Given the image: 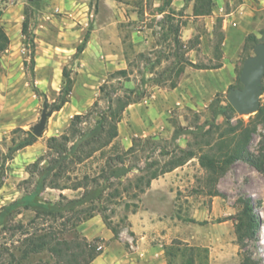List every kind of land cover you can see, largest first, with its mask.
<instances>
[{
  "label": "rangeland",
  "instance_id": "rangeland-1",
  "mask_svg": "<svg viewBox=\"0 0 264 264\" xmlns=\"http://www.w3.org/2000/svg\"><path fill=\"white\" fill-rule=\"evenodd\" d=\"M166 1L0 0V27L8 39L0 53V209L32 189L27 168L46 155L48 138L60 136L75 115H85L82 127L87 128L107 111V92L113 108L119 98L143 106H128L117 124L118 136L91 159L72 165L61 183L97 179L105 188L103 198L75 214L84 218L93 209V223L108 230L110 238L88 240L78 228V237L72 238L68 230L62 233L71 245L65 253L77 256L89 250L87 243L111 255L114 264H185L190 256L194 264H242L244 252L264 264V171L249 162L259 158L264 169V120L256 117L264 105V77L257 111L213 116L216 106L228 103L229 89L242 87V64L253 56L254 46L246 37L264 42V0H172L167 7ZM194 9L207 15L195 17ZM176 27L185 45L178 53L202 69L185 64L178 96L165 98L160 89L169 91L176 78L178 49L169 31ZM120 70L127 76H112ZM155 93L161 96L148 104ZM43 109L52 114L34 148L12 153L21 131L31 132ZM174 127L190 134L173 142ZM132 146L122 164L113 163L130 172L106 179L107 159ZM237 147L244 154L214 179L201 157L223 159ZM154 171L164 173L147 185ZM60 194L75 199L83 190L48 189L42 198L56 202ZM242 198L252 199L259 228L255 239L240 247L234 223ZM33 218L23 211L0 230V264L83 263L81 257L75 262L47 250L30 252L17 225L30 233L37 226L47 228L40 221L30 224Z\"/></svg>",
  "mask_w": 264,
  "mask_h": 264
},
{
  "label": "trees",
  "instance_id": "trees-1",
  "mask_svg": "<svg viewBox=\"0 0 264 264\" xmlns=\"http://www.w3.org/2000/svg\"><path fill=\"white\" fill-rule=\"evenodd\" d=\"M121 1V0H115ZM172 0H167L164 2V6H170ZM163 13L165 11H162ZM170 16H176L174 11H169ZM207 14H198L196 9H194V16ZM1 16V11H0ZM26 23L23 25L22 32L25 34ZM170 33L173 34V44L178 49L175 55L178 59L177 68L175 70V79H171L168 85V89H174L177 86L179 77L182 75L185 64L202 69L191 62L186 63L183 60V55L179 54V50H182L185 45H183L180 36L179 28L171 30ZM246 43H251L253 45L259 43V41L254 37V35H248L245 40ZM8 46V39L0 27V53L6 50ZM83 47L78 49L81 52ZM137 58H143L142 54H138ZM219 68L218 67H213ZM212 68V69H213ZM208 69V68H203ZM125 77L127 76L126 70L116 71L113 75ZM238 88V87H236ZM232 89V88H231ZM71 92V83L68 81V87L63 91V95L66 97ZM100 92H105L104 87H100ZM106 99L108 100V109L105 113L98 116V119L94 122L91 127L83 128L85 122V115H75L71 119L66 130L58 137H50L46 141V155L41 156L35 162L30 164L27 168V173L30 176V181L32 182V189L25 192L21 197L14 200L13 202L5 205L0 209V230H6L9 223L14 221L15 217L21 212H31L34 214V218L30 221V224H39L42 222L43 226L47 228L39 229L35 227L33 232L23 229V225H17V229L23 230L22 235L25 237L24 246L28 247L29 251L32 253H39L40 251L47 250L52 256L56 255L58 258H72V261L76 262L77 257L83 258L82 264H90L98 255L101 253L96 252L95 247H90L87 243L85 246L89 250L82 251L77 256L74 254L68 255L67 252L71 246L67 240L62 237V233L72 230V238H77V228L79 224L93 218V209L87 211V215L84 218H79L76 216V209L87 204H93L98 202L103 198L105 188L100 186L97 179H89L88 177H83L82 181L68 185L66 183H61L64 174L72 165H80L85 161L91 159L93 155L108 146L113 139L118 136L117 124L120 122L122 114L125 109L136 101L126 98L125 100L119 98L116 100V107L113 108L114 102L109 96V93H104ZM140 97H138L139 99ZM66 103V98L63 99L62 104ZM61 107H58L60 110ZM232 107L226 103L224 106H216L213 113L214 118L219 115H226L227 113H233ZM257 118L264 120V105L261 106L256 115ZM110 124L106 128V124ZM207 124V123H205ZM204 124V125H205ZM203 125L200 130L203 129ZM17 131H14V133ZM23 138L18 141L11 152H17L26 147L32 146L36 143L37 139L31 132H23ZM190 134V131L184 127H174V132L172 136V141L177 142L182 136ZM242 149V150H241ZM237 147L233 149L230 154H226L224 158H209L207 156L201 157L202 165L208 170V172L213 175L214 179H217L222 175L227 168L232 164L237 158L244 154L243 148ZM134 146L130 147L128 150L124 151L121 155L109 157L106 161V166L108 167L109 176L106 179L114 178L120 179L124 177L130 170L123 165H114V162L123 163V157L133 153ZM188 157L192 154L188 153ZM263 155V154H261ZM259 159V158H258ZM258 159L249 158V162L259 171H264L259 165ZM162 172L154 171L148 175L146 184L156 179ZM66 181H70V178H66ZM89 183L96 184L95 187H89ZM107 188V187H106ZM83 190V194L75 199H67L64 195L60 194V199L56 202L46 201L42 198V194L46 190ZM214 196L216 193H214ZM240 210L235 217L234 232L236 236V241L240 247H243L247 239H255L256 231L259 228V217L255 215L253 202L251 198L239 199ZM74 216V220L68 215ZM81 213V211L79 212ZM86 213V212H85ZM71 215V216H72ZM61 221V222H60ZM71 223V224H70ZM58 227L59 229H56ZM66 249V250H65ZM242 264H260L254 261L248 253H241ZM63 260V259H62ZM61 261V260H60ZM55 264H59V261ZM185 264H194L192 256L188 258Z\"/></svg>",
  "mask_w": 264,
  "mask_h": 264
},
{
  "label": "water",
  "instance_id": "water-1",
  "mask_svg": "<svg viewBox=\"0 0 264 264\" xmlns=\"http://www.w3.org/2000/svg\"><path fill=\"white\" fill-rule=\"evenodd\" d=\"M253 56L246 58L239 75L241 88L229 89L227 102L238 114L257 111L262 93V79L264 77V42L257 43L252 48ZM51 111L43 109L39 123L32 127L31 133L40 137Z\"/></svg>",
  "mask_w": 264,
  "mask_h": 264
},
{
  "label": "crops",
  "instance_id": "crops-1",
  "mask_svg": "<svg viewBox=\"0 0 264 264\" xmlns=\"http://www.w3.org/2000/svg\"><path fill=\"white\" fill-rule=\"evenodd\" d=\"M185 76V75H184ZM180 83H177V86L174 89H170L169 91L164 92L162 89H160V93L162 94V96H165V98H175L178 96V88H179ZM157 96V98H159L161 95H157V93H155V95H152V97L149 98V100L147 101L148 104L153 103L152 101L155 99V97ZM137 107V108H141L140 106H143L140 103H134L129 105V107ZM148 111V110H147ZM125 114V111H124ZM34 148V144L32 146L27 147V149H31ZM96 217L80 224V226H78V230L79 232H81L88 240L94 239L96 237H100L101 239H109L110 235H108V230H102L101 227L95 225L97 224L96 222ZM95 222V224L93 223ZM96 226L98 227L97 229V233L95 231H92V227ZM90 264H114V261L112 259L111 255H107L105 252H102L100 255H98Z\"/></svg>",
  "mask_w": 264,
  "mask_h": 264
}]
</instances>
